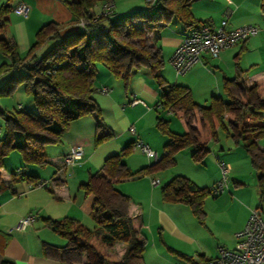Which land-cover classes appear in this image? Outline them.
I'll use <instances>...</instances> for the list:
<instances>
[{
    "label": "crops",
    "instance_id": "obj_1",
    "mask_svg": "<svg viewBox=\"0 0 264 264\" xmlns=\"http://www.w3.org/2000/svg\"><path fill=\"white\" fill-rule=\"evenodd\" d=\"M14 1L0 0V7L9 5L5 16L7 23L0 32V38L11 37L7 40L14 41L17 51L20 49L21 53L28 52L35 42L33 39L36 40L38 30L46 22L52 21L59 25V38L64 28L63 21L66 19V14L70 23L75 24L76 18L67 6V2L72 0H62L63 5L60 3L61 0H21L30 8L29 16L23 19L24 21L16 20L18 18L13 15L15 13L11 4ZM108 1L113 4L111 20L120 23L122 36L118 40L125 39L132 46L140 49L139 39L127 36V32L130 26L143 32L140 41L143 46L141 50L143 56H134L130 53L117 55L116 59L122 70L119 76L113 75L103 64L96 65L92 98L99 108L102 124L97 128L95 117L85 115L69 124L59 142L46 140L43 145L47 157L46 164L32 165L35 166L32 167L33 169H26L29 175L45 181L43 187H28V180L17 175L16 169L9 172L7 162L3 161L0 169V264L5 261L12 264H88L84 254L66 253L63 250L67 244L66 239L46 226L43 219L57 221L69 217L76 219L89 230L94 229L96 225L90 215L94 195L85 194L79 188L80 184L87 181L89 174L101 172L108 157L123 154L124 148L137 139L162 159L168 138L157 128L159 117L168 121L169 130L177 134L198 131L203 125L198 109L190 111L187 115L179 111L159 114L161 108L156 106V103L160 88L151 71V64H155L156 73H159L165 83L186 87L192 100L199 106H206L212 96L220 97L225 102L229 101L230 98L223 87L225 78L236 83L229 87L234 99H243L246 90L254 84L258 85L259 93L264 98V12L261 11V0H182L183 3H179L178 0H157L152 5H146L144 0ZM104 3V0L96 2L91 8V13H98ZM188 12L191 17L184 22L179 14L187 15ZM225 18L226 30L253 26L257 29V33L243 43L222 51L218 58L204 55L199 63L180 75L181 79L175 74L174 77L172 73L175 72L170 64V58L182 37L199 23H208L217 27ZM73 32L75 31H71ZM90 34L97 35L93 40L95 47H110L105 35L99 33L97 29L92 30ZM3 63L11 65L10 59L0 53V65ZM13 68L20 69L18 66ZM21 71L20 73H25L24 69ZM25 82L29 81L24 79ZM97 82L103 84L97 85ZM99 86L109 88V93H101ZM18 89L19 86L13 84L10 93ZM134 98L144 104L131 105ZM18 106L23 108L21 104ZM165 113L167 117L163 116ZM173 116L179 119H177V128L172 122ZM0 117L5 127L19 130L15 122L5 120L2 115ZM230 123L231 119L225 118V132L234 145L233 155L222 152L224 147L230 149L232 145L227 144L228 140H225V143L220 140L218 129L215 137L207 142L209 151L213 153L212 158L217 162L223 160L229 166L230 177L227 189L222 194L213 196L212 199L205 197L201 205L164 201L160 187L180 175L188 178L198 187L210 188L220 178L218 163L213 165L210 160H208L212 168L210 177L205 167H202L205 165L198 166L187 157L185 166L175 169L174 172L158 171L134 178L118 179L115 176L111 179L114 187L127 198L115 199L112 206L130 218L137 239H147L146 230L157 227L158 235L157 238L154 236V239H158L163 248L173 255L175 258L173 264L187 262L177 253L190 257L192 264H201L204 259L216 257L218 247L232 249L235 242L234 235L243 228L249 211L260 206L258 181L254 191L247 192L248 182L242 172L240 173L244 165H238L246 163L250 159V154L242 146L241 140H235L230 136ZM131 127L135 134L130 131ZM108 134H110L109 138L95 144L96 138ZM260 141L262 143L264 137L257 139V151H264ZM46 146H50V149ZM75 146L82 149L81 159L72 167L65 166L63 156ZM188 149L190 152L192 147H186V150ZM133 153L134 151L129 150L123 158L125 167L129 171L135 172L154 164L153 158L148 157V161L144 159L141 162ZM179 154L180 151L173 156V159L166 162V168L173 166L176 168L181 159ZM17 156H20L19 161L22 160L20 154ZM133 159H138L140 164L134 166ZM15 160L18 159L15 157ZM234 161H236L235 166ZM251 164L254 167L252 162ZM153 180H158V184L153 185ZM125 183H130L131 187H125ZM208 200L211 205L209 209H205V205L209 204ZM235 208L238 212L235 211L236 216L233 218L230 214ZM27 214L35 215V221L28 230L9 231ZM112 247L117 248L120 259L126 245L114 243Z\"/></svg>",
    "mask_w": 264,
    "mask_h": 264
},
{
    "label": "trees",
    "instance_id": "obj_2",
    "mask_svg": "<svg viewBox=\"0 0 264 264\" xmlns=\"http://www.w3.org/2000/svg\"><path fill=\"white\" fill-rule=\"evenodd\" d=\"M98 1L67 2L70 12L76 18L75 23L77 19L91 13L92 6ZM178 2L183 3L182 0ZM260 7L264 12V0H261ZM8 10V4L0 7V32L7 23L5 16ZM179 15L184 22L191 17L189 12L187 15ZM119 24L118 21H112L111 16L101 17L98 24L89 30L77 28V31L59 38V25L52 21L47 22L38 30L36 40L24 58L19 57L14 41L0 38V53L11 61V65L4 63L0 65V74L14 66L25 71V73L8 77L0 90L3 92L5 90L6 93L13 84L19 85L24 83V79L28 80L29 82H25V91L32 97L35 105V111H27L21 106L13 112L0 110V115L5 117V120H12L19 126V130L6 127L4 136L0 139V169L5 157L13 152L19 153L27 165L43 166L47 162L43 150L46 140H51L53 143L59 142L69 124L82 116L93 115L96 127L101 126L100 111L92 98L96 65L103 64L113 75L119 76L122 70L116 59L117 55L130 53L134 56H143L141 54L143 46L140 43L143 32L132 26L127 32V36L139 39L140 49H137L125 39L118 40L122 36ZM104 25L109 26V31L106 33L101 31V26ZM96 29L105 35L106 41L110 44L109 48L93 45L97 35L90 32ZM49 39L58 40L43 55L38 56L37 52ZM34 61L37 62L36 65H33ZM150 68L160 88L156 106L163 112L179 111L185 115L198 109L203 125L198 131L177 134L169 130L168 121L159 117L157 128L168 138L164 146L165 155L160 161L135 172L129 171L125 167L123 158L129 150H133V143L124 148L123 154L108 157L104 161L101 172L89 174L87 181L80 184L79 188L85 194L94 195L90 212L96 225L94 229L89 230L76 219L69 217L57 221L43 219L46 226L66 239L67 244L63 250L66 253L84 254L88 264H144L145 240L137 239L130 218L112 206L115 199L127 198L114 187L111 179L115 176L118 179L134 178L162 171L166 168V162L186 147H192V160L195 163H201L209 152L207 142L215 137L218 128L221 126L225 128L224 120L227 117L231 119L230 136L242 141V146L250 154L251 162L256 170L260 171L258 187L260 198L264 200V151H257L256 143L258 138L264 137V115L260 112L264 109V98L259 93L258 85L249 87L246 90V96L236 100L229 91L230 85L236 83L234 80L225 78L223 87L230 98L229 101L225 102L220 97L212 96L206 106H199L192 100L186 87L165 83L159 73H156L155 64H151ZM109 137L110 134L96 138L95 144ZM15 173L22 179H27L28 184L35 185L41 180L22 170L20 173L16 171ZM117 173L120 174L117 175ZM160 193L164 201L191 205H201L206 195H211L210 188L198 187L191 180L180 175L161 186ZM114 243L126 245L120 259H115L106 252L107 247ZM177 254L187 262H191L190 257ZM1 264L12 263L5 261Z\"/></svg>",
    "mask_w": 264,
    "mask_h": 264
},
{
    "label": "built area",
    "instance_id": "obj_3",
    "mask_svg": "<svg viewBox=\"0 0 264 264\" xmlns=\"http://www.w3.org/2000/svg\"><path fill=\"white\" fill-rule=\"evenodd\" d=\"M157 0H144L146 5H152ZM113 4L111 1H105L98 13H88L84 17L76 20L75 26L79 30H89L98 24L102 17L112 15ZM12 11L18 16L26 19L29 16V6L21 0H15ZM227 19H223L219 26L213 27L208 23H199L187 34H185L180 43L176 46L171 58L170 64L173 67L176 76L185 74L191 67L199 63L204 55L211 58H218L220 53L226 49L235 47L243 43L250 36L257 33L253 26H243L233 30H226ZM102 32H108L109 26H101ZM37 62L34 61L33 65ZM99 91L108 94L110 89L101 87ZM142 103L138 99H132L131 105ZM130 131L135 134L131 127ZM149 158L154 159V163L161 160L154 151L145 145L140 139L134 142V148ZM82 149L79 146L73 147L69 153L63 156V164L72 167L76 161L81 159ZM220 170L219 180L210 187L212 196H218L227 189L229 181V166L225 162L218 160ZM17 173L21 170L17 169ZM153 185L158 184V180L152 181ZM44 181H37L35 185L28 184V187H43ZM35 221V215L27 214L23 216L18 223L9 231H26ZM234 247L227 249L218 247V254L214 258H208L201 261V264H264V208L256 207L249 211L248 218L241 230L234 235ZM184 264H192L186 262Z\"/></svg>",
    "mask_w": 264,
    "mask_h": 264
},
{
    "label": "rangeland",
    "instance_id": "obj_4",
    "mask_svg": "<svg viewBox=\"0 0 264 264\" xmlns=\"http://www.w3.org/2000/svg\"><path fill=\"white\" fill-rule=\"evenodd\" d=\"M60 3H62V5L64 4L62 0L60 1ZM13 5H14V3L11 4V7H13ZM13 15H15L16 18H18L16 20L24 21L23 20L24 18L18 16L17 14H13ZM68 18L69 17L66 14V19H64L65 21H63L64 22V24H63L64 28L60 32L61 38L68 35L69 33H71V31L77 30V27L75 26V24H71L70 23L71 21ZM10 38H7V39H10ZM34 41L35 40L33 39V42ZM56 43H57V40H55V39L47 40L45 42V44L37 52L38 56L43 55L48 49H50ZM26 54H27V52L21 53L20 49H18V55L20 56V58H24L26 56ZM20 69L22 70V68H20ZM20 69L9 68L6 71H4L2 74H0V88H2V86L5 84V80L8 77L16 76V75L20 74V71H21ZM97 69L101 70L100 68H97ZM174 74L175 73H172L173 76H174ZM96 75H97V73H96ZM178 78L181 79L182 77L179 76ZM96 84L99 85V84H103V83L97 82ZM18 86H19V89L15 92H12V93H10V90L12 89L11 87L8 89V91L6 93H5V90H4V92L2 90H0V110L1 111L13 112V111H15V109L18 107L19 104H21L23 106V108L27 111L35 110V105H34V102L32 100V97L29 94H27L25 91V87H26L25 83H20ZM101 86H99V88ZM162 112L163 111H160L159 114H162ZM260 112L262 113V115H264V109L260 110ZM163 116L167 117V114L165 113V114H163ZM171 118H172V122L174 123V125H176V128H177V121L179 119L176 118V116H173ZM5 128L6 127L4 126L2 118L0 117V139L4 136ZM180 130H182V129H180ZM217 131H218L217 133H219V135H220V140H222V142L225 143L226 142L225 140H228L227 144L232 145V147H230V149H228V147H224V151H222V152L223 153H229L230 155H233L234 152L232 150H234L233 149L234 145H233L231 138L228 139L227 134L225 132L226 131L225 128H223V126H221L220 128H218ZM259 143L261 146H264V141H262V143L260 141ZM46 147H47V149H50L49 148L50 146H46ZM189 149H191V148H189ZM189 149L186 150V148H185L184 150L180 151L181 154H179V157H181V159H180V163L176 166V168H174V166H173L172 168H165V170H162V171L165 173H168L167 171L174 172L175 169H180L181 167H184L185 166L184 162H185V160L187 161V159H185V158L188 157L189 159L192 160V158H191L192 150H190V152H189ZM132 151H134L133 154L138 156V159H140L141 162L144 159L146 161H148V157L145 156L143 153H141L137 148L133 149ZM17 155H19V154L11 153L7 157H5V159H4V162H7L6 166H7V170H9V172H11V170L15 171V169H18V168H20L22 171L26 172V169H33L32 167H35L32 165H27L23 160L19 161L18 157H20V156H17ZM132 156L133 155H131V157ZM15 157L18 160H15ZM159 157H161V156H159ZM212 157H213V153H211V151H209L201 163H196V165H198V166H200V164L205 165L202 167H205V169L207 170L208 177H210L212 174L211 164L208 162V160L212 161L213 165L218 163L215 160V158H212ZM138 159H136V160L133 159V161H134L133 165L134 166H138L140 164V161ZM150 160H151V162L154 161V159H153V161H152V159H150ZM17 161H18V163H17ZM223 162H225V161H223ZM11 164H13V165H11ZM233 164L235 166L236 161H234ZM242 164L244 165V167L242 168L240 173L242 172L246 182H248V183H246L247 184L246 191L247 192H250V191L253 192L254 186L257 187V181H258L257 177H259L260 171L255 170V168L251 164L250 159L246 163L245 162L239 163L238 165H242ZM249 165L251 168L249 167ZM17 166H19V167H17ZM249 171H251V173H249ZM28 174H30V173H28ZM229 177H230V175H229ZM124 186L127 188H130L131 184L125 183ZM206 197H208L209 199L213 198V196L210 194H207ZM207 203H209V204L205 205L206 206L205 209L210 208L211 202H209V200H208ZM258 203L260 204V206H258V207L264 208V200L260 199L259 194H258ZM237 210H238L237 208H235V210L233 209L231 211L232 213L230 214V216H233V218H234L236 216L235 211H237ZM91 224H92V221H91ZM150 232L152 233L151 235H150ZM146 234H147V239H145L144 250H143V262H144V264H173V262L175 260L173 255L163 248V246L158 242V239H154V236H155V238H157V235H158L157 234V227H153L152 229L148 228L146 230ZM139 240H142V239H139ZM106 252L109 256H111L115 259H119L120 253L116 247L109 246V247H107Z\"/></svg>",
    "mask_w": 264,
    "mask_h": 264
}]
</instances>
